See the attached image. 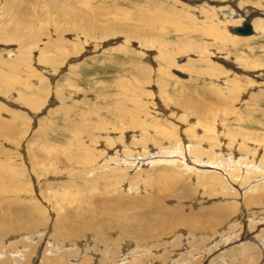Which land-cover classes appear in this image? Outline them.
Segmentation results:
<instances>
[{"label":"rangeland","instance_id":"374dc122","mask_svg":"<svg viewBox=\"0 0 264 264\" xmlns=\"http://www.w3.org/2000/svg\"><path fill=\"white\" fill-rule=\"evenodd\" d=\"M251 2L0 0V264H264Z\"/></svg>","mask_w":264,"mask_h":264},{"label":"bare ground","instance_id":"6f19581e","mask_svg":"<svg viewBox=\"0 0 264 264\" xmlns=\"http://www.w3.org/2000/svg\"><path fill=\"white\" fill-rule=\"evenodd\" d=\"M79 1V0H78ZM211 0H208V2H210ZM243 2H245L246 4L247 3H252L251 1L252 0H242ZM257 2V1H256ZM78 3V2H77ZM82 3V2H81ZM253 3H255V2H253ZM86 4V3H85ZM206 4V3H205ZM233 5V4H232ZM241 5V4H240ZM21 6V5H20ZM86 6V5H85ZM224 6V5H223ZM234 6V5H233ZM199 7H202V6H199ZM207 8V7H206ZM223 8V7H222ZM204 9V8H203ZM238 9V8H237ZM119 10V9H118ZM221 10V9H220ZM226 12V11H225ZM103 13V12H102ZM208 13V12H207ZM232 13V12H231ZM99 14H101V12H99ZM102 15V14H101ZM117 15V14H116ZM243 15V14H242ZM229 16V15H228ZM233 16V15H232ZM247 16H249L250 18L251 17H253V15L251 14H249V15H247V13L245 14L244 13V18H243V22L242 23H240V25L239 26H234L232 29H231V31H232V33L234 34V35H236L235 33H234V31H233V29L235 28V27H240L244 22H249L250 23V25H251V27H252V34L251 35H249V36H240V35H236V36H239V37H250V36H252L253 35V33H254V28L253 27H259V23H255L254 24V26H252V24H251V22H250V18H248L249 20H247L246 19V17ZM229 18V17H228ZM237 18V17H236ZM240 18V17H239ZM242 18V17H241ZM151 19V18H150ZM211 19V18H210ZM217 20V19H216ZM29 21V20H28ZM27 22V21H26ZM104 24V23H103ZM27 25V24H26ZM105 25V24H104ZM229 25V24H228ZM219 26V25H218ZM221 26V25H220ZM29 27V26H28ZM37 27V26H36ZM18 28V27H17ZM226 28H225V25L223 26V27H217V26H215V27H211V31H208V32H206V33H208V35L207 36H209V37H211V38H213L214 39V41L215 42H218V43H224L225 41H226V37H228V34H227V32H226V30H225ZM27 30H28V28H27ZM26 30V31H27ZM114 30V29H113ZM23 31H25V30H23ZM31 32V31H30ZM104 31H102V33H103ZM106 32V31H105ZM104 32V33H105ZM187 32V31H186ZM193 32H195V31H193ZM204 32V31H203ZM39 34V33H38ZM115 34V33H114ZM226 34V35H225ZM108 35V34H107ZM107 35H106V37H107ZM116 35V34H115ZM114 35V36H115ZM39 36H41L40 34H39ZM109 36H110V33H109ZM64 37V36H63ZM99 37H101V36H99ZM112 37H113V35H112ZM111 37V38H112ZM65 40V39H64ZM88 40H89V38H88ZM71 44V43H70ZM60 46V45H59ZM59 49V48H58ZM179 75V74H178ZM179 76H182V75H179ZM250 77V76H249ZM262 85V84H261ZM123 116L121 117V120H123ZM173 149V148H172ZM164 154V153H163ZM191 154V153H190ZM197 154V153H196ZM162 157H164V156H162ZM161 157V158H162ZM185 157V156H184ZM192 158V157H191ZM162 160V159H161ZM183 160H184V158H183ZM187 160H191V159H187ZM193 160V159H192ZM181 161V160H180ZM162 162H163V160H162ZM165 162V161H164ZM190 162V161H189ZM192 163H193V161H191ZM200 162V161H199ZM185 163H186V161H185ZM189 165V164H188ZM187 165V166H188ZM207 165V164H206ZM209 165V164H208ZM211 166V165H210ZM252 201V200H251ZM262 205V204H261ZM140 206V205H139ZM233 207V206H232ZM257 207V206H256ZM93 208V207H92ZM140 208V207H139ZM143 208H145V207H143ZM248 208V207H247ZM95 210V209H94ZM93 211V210H92ZM145 212V211H144ZM99 213V212H98ZM119 213V212H118ZM117 213V214H118ZM166 213H169V212H166ZM109 214V213H108ZM97 215V214H96ZM95 215V216H96ZM93 216V215H92ZM91 216V217H92ZM106 216V215H105ZM114 215H112V217H113ZM121 216H124V214H122ZM109 217H111V215H109ZM108 217V218H109ZM117 217V216H116ZM125 217H127V215L125 216ZM124 217V218H125ZM173 217L175 218V216L173 215ZM94 218H96V217H93V219ZM103 219V218H102ZM105 219V218H104ZM122 219V218H121ZM221 219V218H220ZM96 220H98V219H96ZM101 220V219H100ZM100 222V221H99ZM99 222H98V224H99ZM138 222H140V223H142V219L141 218H139L138 219ZM181 222V221H180ZM183 222V221H182ZM185 222V221H184ZM92 223V222H91ZM96 223H97V221H96ZM188 224V223H187ZM89 226V225H88ZM93 226H95V224L93 225ZM92 226V227H93ZM97 226V225H96ZM183 226V225H182ZM263 227H264V224L262 225ZM260 227V226H259ZM91 228V227H90ZM94 228V227H93ZM127 229V228H126ZM264 229V228H263ZM263 229H260V230H263ZM79 230H80V228H79ZM112 230V229H111ZM115 230V229H114ZM182 230V229H181ZM83 231V230H82ZM91 231V230H90ZM118 231V230H117ZM117 231H115V233L117 232ZM208 231V230H207ZM84 233H85V231H83ZM123 232V231H122ZM199 232H200V230H199ZM102 232H100V234H101ZM111 233V232H110ZM118 233H120V231L118 232ZM125 233V232H124ZM103 234V233H102ZM105 234V233H104ZM82 235H83V233H82ZM119 236H121V234H118ZM123 235V234H122ZM201 235V234H200ZM94 236H96V235H94ZM106 236V235H105ZM118 236V237H119ZM209 236V235H208ZM74 237V236H73ZM111 237H113V236H111ZM88 238V237H87ZM108 238V237H107ZM117 238V237H116ZM163 237H161L160 239H162ZM245 238H247V237H245ZM264 238V237H263ZM117 239H119V238H117ZM120 239H122V238H120ZM124 239V238H123ZM126 239H127V237H126ZM195 239V238H194ZM98 240V239H97ZM100 241H103V243H107V245L109 246V244H112L110 241L108 242L107 241V239L106 238H104L103 236H102V238H101V240ZM115 241H117L116 239H115ZM120 241V240H119ZM127 241V240H126ZM160 241V240H159ZM118 242V241H117ZM125 241L123 240L122 241V243H124ZM130 242V241H129ZM73 243V242H72ZM115 243V242H114ZM119 243V242H118ZM100 245H102V244H100ZM118 245V244H117ZM117 245H112V247L114 248V252L113 251H111V253L110 252H108V254H106V251H105V255H107L108 257L107 258H111L110 256H113V253H117L119 250H120V248L119 247H117ZM120 245V244H119ZM121 245H123V244H121ZM214 245V244H213ZM129 246V245H128ZM249 245H247V247H244L245 249H250L251 247H248ZM251 246V245H250ZM215 247V248H214ZM213 248L214 249H216L217 247H219V245L217 244V246H214ZM97 248V247H96ZM99 248V247H98ZM98 248H97V250H98ZM117 248H119V250L117 251ZM207 248V247H206ZM212 248V249H213ZM241 248V251L239 250V254H237V255H239L240 257H244V256H246L245 254H246V252L247 251H245L242 247H240ZM219 249V248H218ZM95 250V249H94ZM93 250V251H94ZM208 250H210V248H208ZM117 251V252H116ZM176 251H177V249H176ZM204 252L205 251H207V250H203ZM168 252V251H167ZM198 252V251H197ZM208 252V251H207ZM129 253V252H128ZM148 253V252H147ZM170 253H171V251H170ZM206 253V252H205ZM124 254V253H123ZM177 254H179V253H177ZM182 254V253H181ZM187 254V253H186ZM202 254L204 255V253L202 252ZM233 255H235L236 256V254H234L233 253ZM120 256V255H119ZM123 256H125V255H123ZM136 256H137V254H136ZM173 256V255H172ZM178 256V255H177ZM210 256H211V254H210ZM238 256V257H239ZM62 257V256H61ZM86 257V256H85ZM106 257V256H105ZM114 257L115 256H113V259H114ZM141 257V256H140ZM183 257V256H182ZM207 257V260H208V256H206ZM222 257V256H221ZM226 257V256H225ZM238 257H237V260H238ZM178 258V257H177ZM180 258V257H179ZM179 258L177 259V261L179 260ZM210 258V257H209ZM123 259V258H122ZM220 259H222V258H220ZM226 259V258H225ZM236 259V258H235ZM243 259V258H242ZM115 260V259H114ZM134 260V259H133ZM156 260V259H155ZM174 260V259H173ZM218 260V259H217ZM216 260V261H217ZM154 261V260H153ZM206 261V260H205ZM212 261V260H211ZM230 261V260H229ZM100 262V261H99ZM102 262H104L103 261V259H102ZM108 263L110 262V261H107ZM179 262V261H178ZM184 262V261H183ZM228 262V261H227ZM233 262V261H232ZM239 262H240V260H239ZM244 262V261H243ZM118 264H119V262H117ZM121 263V262H120ZM155 263V262H154ZM237 263V262H236ZM58 264V263H57ZM133 264V263H132ZM138 264H140L139 262H138ZM165 264H167V263H165ZM183 264V263H182ZM244 264V263H243Z\"/></svg>","mask_w":264,"mask_h":264},{"label":"water","instance_id":"95a60500","mask_svg":"<svg viewBox=\"0 0 264 264\" xmlns=\"http://www.w3.org/2000/svg\"><path fill=\"white\" fill-rule=\"evenodd\" d=\"M233 31L236 35L249 36L252 34V27L249 22H244L240 27H235Z\"/></svg>","mask_w":264,"mask_h":264}]
</instances>
